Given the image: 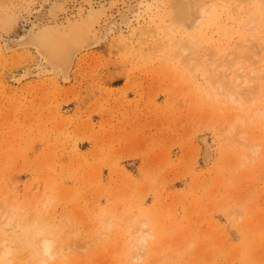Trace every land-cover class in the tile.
I'll return each mask as SVG.
<instances>
[{
    "label": "rangeland",
    "instance_id": "obj_1",
    "mask_svg": "<svg viewBox=\"0 0 264 264\" xmlns=\"http://www.w3.org/2000/svg\"><path fill=\"white\" fill-rule=\"evenodd\" d=\"M45 1L0 0V36L21 34ZM214 1V19H238L230 1ZM132 17L112 35L126 45L116 50L110 37L57 88L24 76L33 56L0 50V241L10 264H264V127L248 116L230 127L240 111L206 96L201 65L171 75L160 52L148 61ZM125 46L146 50H137L146 64L134 48L118 52ZM236 127L257 138L254 158ZM139 227L150 234L135 245ZM42 237L54 239L52 257L40 254Z\"/></svg>",
    "mask_w": 264,
    "mask_h": 264
},
{
    "label": "bare ground",
    "instance_id": "obj_2",
    "mask_svg": "<svg viewBox=\"0 0 264 264\" xmlns=\"http://www.w3.org/2000/svg\"><path fill=\"white\" fill-rule=\"evenodd\" d=\"M228 1L233 5L231 17L238 18L232 20L229 26L213 18L218 4L214 0H46L21 34L8 39L0 36V50L5 53L22 51L25 55L33 56L37 62V67H34L36 70L31 73L26 71L24 76L35 73L38 77L47 75L50 83L56 87L58 83H70L72 75L79 70L84 59L93 55L110 37L113 38L111 42L116 50L117 46L126 45L127 36L124 37L122 32H119L117 38L112 35L119 26L126 29L130 27L132 20L130 23L128 20L134 16L137 26H140L141 44L138 47L142 49L147 44L145 49L148 53L146 50L143 53L147 57L149 55L148 61L152 60L151 53L153 57V52H160V61L164 65H172L169 70L171 75L179 72L178 66L181 71L179 73L188 76L193 64L201 65V81L206 96L240 111L231 121L230 127L238 124L241 128L246 124V116L250 125L259 124V127H264V109L258 107V101L264 103V92H261L262 84L257 83L258 79L264 78V69L257 67L264 62V0L218 2L227 4ZM135 9H138L137 13ZM5 10L14 8L6 7ZM2 16L9 26L13 25L12 17ZM211 22L214 23L215 34L208 29ZM149 37L153 45L147 42ZM205 42L209 43L207 47L213 49L201 51L199 46ZM126 48L118 52L126 54L130 50L128 48L125 52ZM139 49L135 50L137 56ZM140 53L143 54L142 51ZM212 53L216 54L217 59L210 63L208 55ZM141 55L135 57L140 59ZM142 58L141 63L146 64ZM211 64L215 67H210ZM232 69L234 73L230 72ZM248 102L256 105L254 109L244 108ZM239 129L234 130L237 132L235 137L249 154L245 155V159L250 156L254 158L260 151V144L255 143L257 138L248 139L246 131ZM7 214L5 219L9 218ZM142 225L145 226V223ZM135 234V245H142L150 233L139 227ZM53 248V238L40 239L39 251L42 256L52 257ZM10 254L9 246L0 241V264H10Z\"/></svg>",
    "mask_w": 264,
    "mask_h": 264
}]
</instances>
